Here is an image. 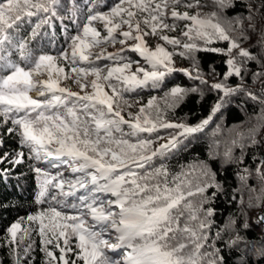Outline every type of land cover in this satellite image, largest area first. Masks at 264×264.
<instances>
[{"label":"snow or ice","instance_id":"1","mask_svg":"<svg viewBox=\"0 0 264 264\" xmlns=\"http://www.w3.org/2000/svg\"><path fill=\"white\" fill-rule=\"evenodd\" d=\"M238 2L244 4V11L226 15ZM212 3L216 10L210 13L201 11L205 7L201 0H118L108 10L98 11L93 0H84L82 6L72 0L68 14L61 16V0H0V130L6 127L7 134L19 137L30 160L56 161L51 164L57 169L54 173L34 167L44 176L37 203L47 202L49 207L27 218L39 222L44 264H224L222 249L215 243L222 239L221 233L234 231L225 241L229 249L245 242L233 218L209 243L214 209L205 205H211L224 188L208 161L177 163L175 171L168 163L240 94L242 106L249 100L259 106L256 123L237 133L222 159L225 164L243 165L244 149L261 143L257 134L264 128V61L241 43L250 38L249 33H257L264 51V0ZM66 19L76 25L75 34H68ZM56 20L65 33L63 45L56 54L37 55L34 44L41 40L55 48ZM26 25L30 31L23 35ZM178 29V36L169 35ZM149 38L157 39L154 47ZM216 42H225L227 48L210 46ZM117 44L118 49L107 51L108 45ZM200 51L227 57L223 79L208 83L196 60ZM176 56L191 61V67L177 69ZM252 61L259 64L251 73L252 83L260 85L258 93L245 83ZM176 71L219 94L207 117L194 125L167 118L186 95L203 94L200 87L178 85L164 91L159 100L151 96L138 111H130L139 103L131 100V94L161 89L165 78ZM233 76L239 78L236 85L228 82ZM161 129L167 134L160 135ZM221 131L217 125L213 134ZM236 148L239 157L234 155ZM220 155L210 152L211 159ZM254 159L260 186L248 189L249 207L261 209L256 220L264 225V158ZM8 160V153L0 156V164ZM23 160L21 151L9 162L18 165ZM0 171L7 173V169ZM251 175V169L238 168V179L245 187ZM20 227L17 222L7 229L9 246L15 245L14 264H24L32 251L29 244L21 257ZM241 227L246 232L248 222ZM71 237L78 249L75 260L67 257L73 252ZM255 251L264 258V238Z\"/></svg>","mask_w":264,"mask_h":264},{"label":"trees","instance_id":"2","mask_svg":"<svg viewBox=\"0 0 264 264\" xmlns=\"http://www.w3.org/2000/svg\"><path fill=\"white\" fill-rule=\"evenodd\" d=\"M96 4V10L106 11L118 0H93ZM64 7L59 9L61 16L68 14L67 10L72 7V0H61ZM77 5L82 6L84 0H75ZM201 3L205 5L201 9L204 13H210L216 10V6L212 3V0H201ZM244 4L237 3L235 8L228 9L226 15L233 16L237 13L244 11ZM183 10V9H181ZM192 11H195L193 9ZM87 15L86 10L81 13V23L84 22L83 17ZM35 22V18H33ZM171 22V21H169ZM65 24L69 25V35L75 34L76 25L71 24L69 20L64 21ZM183 24L181 23V27ZM247 26V24L245 25ZM61 23L59 20L55 21V32H56V46L55 48L47 40H41L34 44V49L37 55L41 51H48L51 54H56V51L63 45L65 33L61 31ZM260 23L258 22V31ZM30 28L25 27L23 35H27ZM50 33L52 29H47ZM179 29L176 32L169 33V35L178 36ZM250 38L241 43V46L245 49H250L251 53L255 54L261 61H264V51L261 50L260 45L257 43V33H249ZM156 38H149V45L154 47L157 43ZM131 43V42H130ZM163 44L162 41H160ZM211 47L227 48L225 42H216ZM170 48V46H169ZM118 49V48H117ZM132 56L134 59H140L134 53H126ZM235 55V52L233 53ZM196 60L199 65V69L204 75V78L209 84L217 82L223 79L224 73L227 71L225 55L200 51L195 54ZM18 59V57H13ZM101 63H106L102 61ZM174 66L177 69H186L191 67V61L183 59L179 56L174 58ZM259 64L256 61H252L248 64V73L245 76V83L249 89L253 92L259 90V83L253 84L251 80V73L257 71ZM215 69V73H213ZM231 85L239 83L238 77H231L228 81ZM181 86L184 88L200 87L203 89L201 93H190L186 95L184 100L168 113V119L171 121H183L189 124H196L202 119L207 117L210 113V109L214 102L218 99V93L211 91L207 85H201L198 80L189 79L182 71H176L165 78L164 85L161 89L145 88L138 90L136 93L131 94V100H139L136 107L130 109L132 112L138 111L141 104H146L147 100L151 96H156L159 100L163 97L164 91H167L173 86ZM243 100V94L232 98L230 104H225L224 107L218 112L213 122L201 133L194 134L187 146L180 151L175 158L170 157L168 163L173 167L177 163L186 164L194 162L196 160L208 161L213 170L217 174V179L222 182L224 191L217 195L211 205H205V207L211 206L214 209L213 222L214 226L209 231V243L213 242L218 229L226 227L230 219L235 218L237 224L235 228L239 230L240 235L244 236L245 242L229 249L225 246V241L230 240L234 235V231L229 229L228 232H222V239L215 241L218 248L222 249V256L224 264H242L246 261L247 264H264V258L260 257L255 249L260 247V241L262 234H264V225H260L256 216L261 211L257 207H249V196L252 193L249 192V188L259 189V182L256 178L255 169L257 166V160L254 158H264V128H261L257 134V139L261 141L257 146H249L244 149V163L243 165L236 164H225L222 159V153L228 143L236 138L238 132H247L248 129L252 128L256 123L255 115L259 112V106L254 104L252 101H247L244 106L241 105ZM161 104L162 100L159 101ZM126 115V113H125ZM127 118V117H126ZM2 122V118H0ZM219 125L222 131L219 134L214 135L213 130ZM10 127V123L7 125ZM231 130V131H230ZM168 130L161 129L160 135H166ZM2 132L1 139L3 146L0 147V156L4 153L9 154V160L0 164V170L7 169V173L0 171V264H14L15 256L13 254V248L15 245L9 246V240H11L10 234L7 229L13 223H20V229L17 233V241L20 242V255L24 257V248L29 244L32 245V251L28 255L27 259L24 260V264H44L45 254L41 251L40 236L38 231V221L30 222L28 217L30 215H36L41 209L49 207L47 202L43 204L37 203L38 194L41 189V185L44 180L42 174H37L34 171V167L38 166L51 172L57 171V169H51V164L55 163V160L45 161L44 163H37L34 160L28 158V149L22 148L19 143V137L15 134H7L6 127ZM218 144V147L216 145ZM18 148L20 152H24V160L18 165H13L9 161L13 159L12 149ZM12 150V151H11ZM212 150L218 151L221 155L215 159L210 158V152ZM234 155L239 157L241 151L239 148L234 150ZM247 167L252 170L247 186L242 185L238 179L237 172L238 168L242 170ZM212 190H209V195ZM65 212H71L70 209H62ZM247 221L249 228L245 232L241 225ZM72 241V240H71ZM63 245L62 242H60ZM247 245V247H246ZM72 246V245H71ZM52 249V245L48 246ZM73 247V246H72ZM77 252L73 249V252L67 254L68 259L75 260ZM54 254L58 257L59 250H54ZM110 256L115 257V253H108ZM78 264H83L79 261Z\"/></svg>","mask_w":264,"mask_h":264},{"label":"rangeland","instance_id":"3","mask_svg":"<svg viewBox=\"0 0 264 264\" xmlns=\"http://www.w3.org/2000/svg\"><path fill=\"white\" fill-rule=\"evenodd\" d=\"M101 31H102V29H101ZM131 42V41H130ZM129 42V43H130ZM155 46V45H154ZM120 47V45L119 44H117L116 46H115V48L113 47V46H111V45H108L107 46V51L108 52H112V51H115L117 48H119ZM100 49L98 48L97 49V51H99ZM63 63V62H62ZM67 70V69H66ZM67 83H71L70 81L69 82H67ZM72 87H73V90H76V91H79V89L74 85V84H72L71 85ZM0 139H1V136H0ZM13 150V151H12ZM11 151V153H12V157L14 158L15 156H16V154L17 153H19L20 152V149H18V148H15V149H12ZM51 169L53 170V168L51 167ZM72 240V241H71ZM60 242H62L63 243V240H61ZM70 244L73 246L72 248L73 249H75L76 251H78V249H76V247H75V245H76V240H75V238L74 237H71L70 238Z\"/></svg>","mask_w":264,"mask_h":264}]
</instances>
